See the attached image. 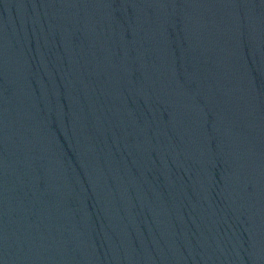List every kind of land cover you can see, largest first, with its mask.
I'll return each instance as SVG.
<instances>
[{"label": "water", "instance_id": "obj_1", "mask_svg": "<svg viewBox=\"0 0 264 264\" xmlns=\"http://www.w3.org/2000/svg\"><path fill=\"white\" fill-rule=\"evenodd\" d=\"M0 264H264V0H0Z\"/></svg>", "mask_w": 264, "mask_h": 264}]
</instances>
